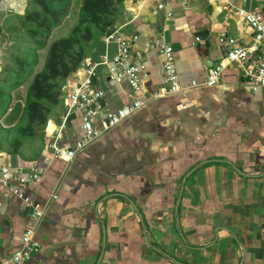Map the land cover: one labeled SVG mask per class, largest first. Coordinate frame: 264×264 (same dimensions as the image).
<instances>
[{"label": "crops", "instance_id": "1", "mask_svg": "<svg viewBox=\"0 0 264 264\" xmlns=\"http://www.w3.org/2000/svg\"><path fill=\"white\" fill-rule=\"evenodd\" d=\"M33 3L0 0V63L1 51L19 40L17 34L36 48L33 24L26 22V13L38 9ZM160 3L167 7L159 8ZM239 8L264 14V0L119 3L107 32L121 33L131 44L130 62L145 65L142 89L134 94L126 77L110 78L109 65L102 62L113 64L118 43L102 39L67 80L64 99L44 129L24 137L17 148L0 143V164L37 162L46 168L27 190L44 212L37 222L0 182V264L21 250L31 224L41 247L25 264H264V86L254 87L242 64L227 62L233 46L221 41L225 34L240 46L257 47L245 66L260 55L255 31ZM66 35L61 31L56 39ZM163 43L173 46L183 83L204 81L209 69L223 62L228 65L221 81L156 97L165 87ZM26 60L30 57H15L20 66L15 72ZM96 62L95 86L105 91L98 103L101 115L134 98L147 100V106L73 160H52L48 143L63 124L61 143L74 145L83 135L82 112L69 111L66 100L85 67ZM9 67L0 64V92Z\"/></svg>", "mask_w": 264, "mask_h": 264}, {"label": "built area", "instance_id": "2", "mask_svg": "<svg viewBox=\"0 0 264 264\" xmlns=\"http://www.w3.org/2000/svg\"><path fill=\"white\" fill-rule=\"evenodd\" d=\"M165 7H167V4H159V8L163 9ZM167 14L171 16L172 12L168 11ZM238 14L243 16L245 21L254 29L255 44L261 45L262 53L255 59L253 64L245 66L244 63L248 61L251 52L257 47L254 45L250 47L240 46L237 44L235 38H230L223 34L221 41L233 46L228 53L227 62L242 64L246 76L251 79L254 87L264 86V14L259 9L246 10L244 8H239ZM103 41L105 43L113 41L118 43V53L112 59L113 64L110 65L105 58L102 62L109 65L110 78L121 82L126 77L132 88V92L134 94L138 93L143 86L145 65L130 62L132 54L130 41L116 30L107 32L103 37ZM161 53L163 55L165 87L155 94L156 97L161 95L185 94L190 90L201 87L216 86L221 81L223 72L228 65L221 62L209 69L204 81L193 79L185 84L180 79L173 46L168 43H163ZM96 76L97 62L85 67L83 79L73 86L69 92L66 105L69 111L71 109H77L82 112L81 129L83 130V135L76 140L74 145L61 143V136L65 127V124H63L56 136L48 143V146L52 149V160L63 159L68 162L73 160L77 153L87 145L147 106V100L134 98L131 103L115 111L106 108L105 113L101 115L98 109V103L104 97L105 91L95 86L94 80ZM45 170L46 168L37 162H33L29 166L20 163L15 168L10 165L0 164V182L9 187L12 196L19 197L25 203L27 208L31 210L30 216L36 222L42 218L44 212L39 208L38 204L34 203L27 190L30 183L40 180L43 177ZM54 198H56V195ZM34 226L31 224L25 230L22 235L21 250L14 253L6 261V264H25L34 254L40 251L41 245L35 239Z\"/></svg>", "mask_w": 264, "mask_h": 264}, {"label": "trees", "instance_id": "3", "mask_svg": "<svg viewBox=\"0 0 264 264\" xmlns=\"http://www.w3.org/2000/svg\"><path fill=\"white\" fill-rule=\"evenodd\" d=\"M122 0H81L79 18L66 36L55 39L48 47L47 58L43 69L34 74L25 102L26 125L20 137H14L15 148L20 147L24 137H30L36 128L44 129L50 115L64 99V86L70 76L83 68L87 58L93 55V49L101 41L107 30L115 21L119 3ZM40 9L29 10L26 13V22L32 23L30 30L32 38L36 41L37 48L46 46L54 28L61 25L68 16L72 0H34ZM38 55L35 54L31 61L22 62L21 70L9 88L1 86L0 104H4L2 114L6 112L10 102V90L20 86L28 79L37 63ZM29 63V68L28 64ZM19 72V74H18ZM37 129V130H39Z\"/></svg>", "mask_w": 264, "mask_h": 264}, {"label": "rangeland", "instance_id": "4", "mask_svg": "<svg viewBox=\"0 0 264 264\" xmlns=\"http://www.w3.org/2000/svg\"><path fill=\"white\" fill-rule=\"evenodd\" d=\"M81 6V0H72L71 3V8H70V12L68 14V16H66L61 25L57 26L56 28H54V33H51V35L49 36L48 39H46V46L43 48H34V43L30 40H23L26 39L27 37H24L23 34V38H20V35L17 34V32L15 31V34H17V37H19V40H11L14 41L11 45H8L9 48H6L4 50H2L1 52L5 53L3 54V64L2 62L0 63L3 67L4 64H6V66H11L8 69V73L6 74L5 77H7V82L6 84L3 86L6 89H8L10 86V82L13 81V79L15 78L17 72H15L16 67L19 66L18 62H13V60L15 59V57H18L19 59H24V58H28V56L30 57V61L32 60V58L34 57V50H36L37 54H39V58L37 60V63L32 67L33 71L32 73L28 76L29 78L26 79V81H24L23 83H21V86L14 90V91H10V102L9 105L6 107L7 110L5 113L2 114V111L4 109H2V107L4 106V104H0V143L2 145H9L14 143V137H20V133H19V128L21 127V131H23V127L26 125V118H25V102H26V94L28 91V86L30 81L32 80L34 74L36 72H38V70H40V68L43 66V59L45 57V55L48 53V47L50 46V44L56 39L57 34L59 32L62 31V33L64 35L68 34L70 32V30L72 29V27L77 23L78 18H79V12H80V6ZM33 6H36L35 3H33ZM32 6V7H33ZM37 8L40 9V6L37 5ZM16 26L19 27L18 25V20H15ZM33 26V25H32ZM14 28H12L13 30ZM24 33V31H23ZM6 38H8L6 36ZM16 41V43H15ZM23 42H28L26 45L23 44ZM14 44V45H13ZM17 44H19V46H16ZM35 46H37V44H35ZM27 47V48H26ZM31 48V49H30ZM13 68V72L10 71V69ZM3 72V71H2ZM1 72V74H2ZM4 73V72H3ZM19 74V72H18ZM14 77V78H13ZM17 77V76H16ZM5 79V78H4ZM1 99V97H0ZM1 102V101H0ZM2 110V111H1ZM51 124V125H50ZM54 127V124L52 122L49 123V128L51 127V129ZM39 128H36V131Z\"/></svg>", "mask_w": 264, "mask_h": 264}, {"label": "water", "instance_id": "5", "mask_svg": "<svg viewBox=\"0 0 264 264\" xmlns=\"http://www.w3.org/2000/svg\"><path fill=\"white\" fill-rule=\"evenodd\" d=\"M258 53H262V50L261 51H259ZM229 164H231L235 169H237V171L239 172V173H241V174H245V173H243L232 161H230V160H226ZM260 175H264V172L262 173V174H260ZM180 202V201H179Z\"/></svg>", "mask_w": 264, "mask_h": 264}]
</instances>
